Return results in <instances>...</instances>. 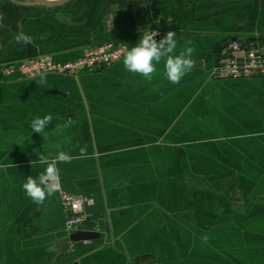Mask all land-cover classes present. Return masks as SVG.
I'll return each instance as SVG.
<instances>
[{
  "label": "crops",
  "instance_id": "0c3cea01",
  "mask_svg": "<svg viewBox=\"0 0 264 264\" xmlns=\"http://www.w3.org/2000/svg\"><path fill=\"white\" fill-rule=\"evenodd\" d=\"M61 1L0 0V64L130 49L158 26L176 32V54L195 48L194 66L178 85L163 61L147 81L123 56L45 85L0 78V165H13L0 168V264H264V77L214 75L227 40L264 38V0ZM18 21L32 44L15 43ZM48 114L46 134L33 132ZM58 150L73 157L57 165L62 189L92 198L85 229L99 236L56 249L68 233L59 191L38 206L22 185L46 167L37 153Z\"/></svg>",
  "mask_w": 264,
  "mask_h": 264
},
{
  "label": "built area",
  "instance_id": "2783aa9c",
  "mask_svg": "<svg viewBox=\"0 0 264 264\" xmlns=\"http://www.w3.org/2000/svg\"><path fill=\"white\" fill-rule=\"evenodd\" d=\"M148 30L159 32L156 37L157 41L165 35L158 26ZM126 49H128L127 45L121 41H106L99 45L86 47L79 58L66 62L55 60L50 54H41L17 62L0 64V78L15 71H19L22 76L28 78L39 76L41 72L78 75L83 70H94L99 66L116 63L122 58ZM214 75L217 78L232 79L264 77V38L256 37L247 41L230 40L219 56ZM58 191L65 210L67 232L85 229L91 222L85 206L93 202L92 198L72 194L63 190L62 186Z\"/></svg>",
  "mask_w": 264,
  "mask_h": 264
},
{
  "label": "clouds",
  "instance_id": "9594fccd",
  "mask_svg": "<svg viewBox=\"0 0 264 264\" xmlns=\"http://www.w3.org/2000/svg\"><path fill=\"white\" fill-rule=\"evenodd\" d=\"M3 15H0V27H3ZM19 31L14 34V41L17 44L28 45L32 44L33 38L24 32V25L22 21L17 22ZM159 32L156 30H145L141 34L139 41L135 46L126 49L123 54L124 68L133 74H139L145 80L151 81L154 74L157 73V65L163 61V75L172 84H179L182 78L189 72L193 66L194 61L192 55L195 52L194 47H186L184 50L176 54L177 40L175 31H168L159 41L156 37ZM40 85L47 84V73H39ZM53 117L51 114L43 117L37 116L30 122V128L33 132L46 134V127L51 124ZM75 122L69 118L63 124H56L53 133L62 135L64 130L72 126ZM46 138V135L45 137ZM80 157L86 158L87 145L79 149ZM38 161L32 163H39L46 165L43 172L38 177L34 178L29 175L26 182L23 183L22 188L25 195L31 199L33 203L40 206L45 200L54 195L61 187L60 184V170L57 167L60 163H71L73 157L63 151L58 150L53 156L51 153H37ZM12 164L0 165V168L7 169L12 167ZM205 241L207 237L204 238Z\"/></svg>",
  "mask_w": 264,
  "mask_h": 264
},
{
  "label": "water",
  "instance_id": "95a60500",
  "mask_svg": "<svg viewBox=\"0 0 264 264\" xmlns=\"http://www.w3.org/2000/svg\"><path fill=\"white\" fill-rule=\"evenodd\" d=\"M63 1H66V0H63ZM61 1V2H63ZM46 4L48 5H56L58 4V2L56 1H49V2H45ZM234 39H237L235 37L227 40L225 43H224V47L226 45H228L229 41L230 40H234ZM103 67V66H101ZM100 67H97V69H99ZM99 236V233L97 231H93V230H77V231H74V232H71V233H67V235L63 238H61L60 240H58L55 244V248L58 249V248H61L62 245H64L65 243H69V242H75V241H79V240H90L92 238H95Z\"/></svg>",
  "mask_w": 264,
  "mask_h": 264
}]
</instances>
